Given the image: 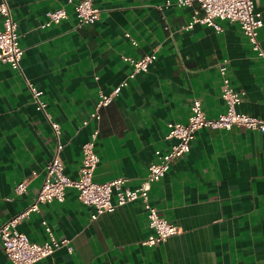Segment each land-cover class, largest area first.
<instances>
[{
  "label": "crops",
  "instance_id": "0c3cea01",
  "mask_svg": "<svg viewBox=\"0 0 264 264\" xmlns=\"http://www.w3.org/2000/svg\"><path fill=\"white\" fill-rule=\"evenodd\" d=\"M8 1L24 54L20 69L0 62V226L33 202L56 150L55 133L36 108L29 82L43 90L46 110L60 123L61 157L74 179L83 145L98 126L100 161L93 179L122 176L139 185L159 159L157 151L175 142L167 137L168 122L186 123L194 99L210 117L226 110L223 59L242 92L237 109L264 118L261 58L237 22L221 21L220 31L201 22L185 28L203 13L197 0L189 6L177 0H94L100 18L83 25L69 0ZM56 7H65L68 17L43 27L47 11ZM255 9L264 19V0H255ZM260 38L264 46V25ZM150 53L157 58L149 70L131 74L124 56ZM124 79L127 85L92 119L100 93ZM22 180L27 188L17 193ZM150 201L180 227L155 245L144 243L150 227L141 200L91 219L93 208L80 202L74 186L64 201L42 203L17 228L43 242L46 221L56 237L70 239L72 250L61 246L34 264H264V132L240 125L200 128L190 152L152 183ZM0 264H11L1 242Z\"/></svg>",
  "mask_w": 264,
  "mask_h": 264
},
{
  "label": "built area",
  "instance_id": "2783aa9c",
  "mask_svg": "<svg viewBox=\"0 0 264 264\" xmlns=\"http://www.w3.org/2000/svg\"><path fill=\"white\" fill-rule=\"evenodd\" d=\"M195 0H177L181 6H189ZM203 9L202 15H193L192 20L185 25L189 29L195 23L201 22L211 25L220 31L223 29L221 21L237 22L243 33L250 41L251 49L261 58L264 80V46L260 38V31L264 25L263 15L255 9V0H197ZM74 5L79 24H92L100 18V9L94 4V0H69ZM169 3V2H168ZM162 8V6H160ZM0 14L3 26L0 28V62L8 63L14 69L21 68V59L24 49L20 42L18 22L14 18L12 8L8 0H0ZM68 17L65 7L49 9L46 19L42 22L43 27L59 23ZM133 43L137 41L133 39ZM157 58L155 53L145 54L141 57L125 55L124 59L133 67L131 74L148 71L150 65ZM222 76V96L226 104V110L217 117L207 115L202 102L196 98L191 104V112L186 123L169 121L167 137L175 139L170 149L166 152L157 151L159 159L150 163L148 174L133 187L128 178L116 177L114 179L98 182L93 179L95 169L100 161L96 150V140L100 129L95 126L89 139L84 143V158L79 169V176L71 178L65 173V164L61 157L64 144L61 141L60 123L53 119L46 110L47 102L42 98L43 90L31 82L29 87L32 91L36 108L44 112L55 133L57 142L53 157L46 165L44 181L37 192L33 202L18 214L5 221L0 226V242L2 243L11 264H34L39 260L53 254L59 247L66 246L72 250L69 238H58L53 233L47 222L46 230L48 238L43 242L29 239L28 235L21 232L17 226L19 222L28 217L32 212L40 211V205L52 201H64L68 187L78 189V197L82 204L93 208L91 219H96L105 211H112L119 205H124L134 200H141L149 219L150 233L144 243L155 245L180 232V227L159 214L158 208L150 201L152 183L162 178L170 169L171 164L177 158L184 156L191 150V143L196 137L197 131L202 127L231 129L240 125L254 131L264 132V118L257 117L246 112L239 111L237 105L241 103L242 92L232 84L228 74V59H223L219 64ZM127 80H122L112 92L100 93L95 110L91 113L92 119L100 118V108L108 105L127 85ZM89 119L84 121L85 124ZM27 188V181L22 180L15 185L17 193H23Z\"/></svg>",
  "mask_w": 264,
  "mask_h": 264
}]
</instances>
